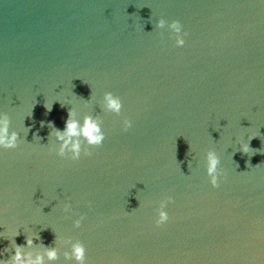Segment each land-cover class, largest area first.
I'll return each instance as SVG.
<instances>
[{"label": "water", "instance_id": "obj_1", "mask_svg": "<svg viewBox=\"0 0 264 264\" xmlns=\"http://www.w3.org/2000/svg\"><path fill=\"white\" fill-rule=\"evenodd\" d=\"M68 108L104 132L77 160L48 137ZM0 112L18 137L0 150V259L12 239L34 236L22 250L42 253L55 233L80 240L85 264H264V0H0ZM55 246L45 264H74Z\"/></svg>", "mask_w": 264, "mask_h": 264}, {"label": "clouds", "instance_id": "obj_2", "mask_svg": "<svg viewBox=\"0 0 264 264\" xmlns=\"http://www.w3.org/2000/svg\"><path fill=\"white\" fill-rule=\"evenodd\" d=\"M155 28L165 27L164 19H157ZM166 30L174 37V45L181 47L184 44V34L181 30L180 23L173 19L167 21ZM103 109L113 115L119 116L121 112V101L118 96L113 95L109 91L102 94ZM63 105V104H61ZM46 111L50 110L51 103L45 104ZM8 116L0 112V150L14 149L17 145L18 137L15 132H8ZM43 124V122H41ZM51 130L48 132V137H51L52 147H54L55 155L69 160H77L81 156L89 155V148L99 146L104 139V132L101 130V123L98 119L85 115L82 120L77 121L73 118L71 108L67 109V115L63 122L62 128L52 126L51 121L48 122ZM131 126V121L127 118L120 120L121 131L127 130ZM26 129V128H25ZM27 132V129H26ZM35 136V134H33ZM254 135H249L247 141ZM241 144L240 152L252 155V151L248 147V142ZM255 151V150H254ZM262 151V150H258ZM203 172L207 178V183L212 188L217 187L220 170L218 168L219 159L215 151L207 150L204 153ZM247 164V161H245ZM171 202L170 196H164L159 200L155 207L153 224L160 226L165 224L169 217L165 210L166 204ZM63 211H68L69 206L64 205ZM81 222V217L72 219V227L78 228ZM18 235L17 231L12 233V238ZM34 236L26 235L23 239V246L15 244L13 239L10 241L13 244L11 255L7 259H0V264H45V261H55L57 258L56 243L63 242L68 244V250L63 253L65 259H70L74 264H85V247L80 240L69 241L64 237H59L54 233V239L48 246H42L43 251L32 253L22 250L23 247H30L33 244Z\"/></svg>", "mask_w": 264, "mask_h": 264}]
</instances>
